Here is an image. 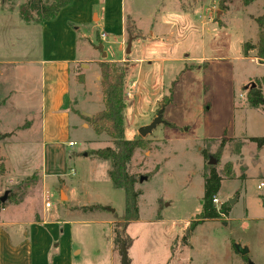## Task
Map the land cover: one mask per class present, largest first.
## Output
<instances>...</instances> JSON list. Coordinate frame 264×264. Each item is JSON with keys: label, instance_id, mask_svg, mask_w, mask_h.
Returning <instances> with one entry per match:
<instances>
[{"label": "rangeland", "instance_id": "rangeland-1", "mask_svg": "<svg viewBox=\"0 0 264 264\" xmlns=\"http://www.w3.org/2000/svg\"><path fill=\"white\" fill-rule=\"evenodd\" d=\"M24 1L0 0V12L9 13H0V20L5 19L9 26L4 27V39L0 38L8 43L0 42V57L7 56V50L12 56L22 50L19 56L23 60L37 53L39 35L29 32L18 16ZM122 8L125 28L137 37L126 54L128 62L118 63L127 68L124 137L145 143L135 150L128 166L137 180L134 190L139 193V220L128 223L125 230L131 239L128 263L264 264V186L257 188L264 183V148L256 149L249 141L264 136V110L251 108L246 98L251 84L258 85L264 95V64L243 53L245 43L256 41L252 18L262 13V0L248 6L240 0H122ZM149 31L156 33L158 41L138 43ZM95 35L91 41L97 46ZM6 47L9 49L4 50ZM118 59L116 53L109 56V60ZM94 71L93 67L86 71L78 67L83 83L75 78L79 85L84 84V77L88 82L77 90L76 108L89 116L104 109L100 76L98 80L92 77ZM34 74L32 69L27 73L30 83H35ZM164 101L169 102L163 106ZM159 109L163 110L162 122L141 137L139 128L150 124ZM27 123L28 117L22 115V130ZM80 124L83 126L78 125L68 138L75 142L73 147L60 145L53 158L49 153L43 155L53 175L47 180L45 194L35 186L37 175L17 179L10 188L0 183V194L8 187L23 199L30 187L27 206L38 209L48 201L54 212L62 207L59 176L71 194L69 204L106 205L108 212L121 215L124 193L112 187L109 163L88 155L112 147L111 140L104 133L96 134L84 119L80 118ZM18 130L12 128L11 135ZM223 138L225 145L215 161L213 154ZM203 150L208 153L206 159ZM1 156L0 172L4 171ZM209 159L215 161L213 167L222 176L217 208L228 204L230 211L227 216L198 224L187 237L190 222L201 211L203 175L211 166ZM226 168H230L231 179L222 175ZM230 199L235 200L232 205ZM102 213L107 212H82L80 217L86 223L73 226L74 243L82 250L76 264L81 260L110 264L109 226L103 223ZM236 246L246 247L248 252L241 255ZM113 251L119 264V252Z\"/></svg>", "mask_w": 264, "mask_h": 264}, {"label": "crops", "instance_id": "crops-1", "mask_svg": "<svg viewBox=\"0 0 264 264\" xmlns=\"http://www.w3.org/2000/svg\"><path fill=\"white\" fill-rule=\"evenodd\" d=\"M0 13L9 15L6 11ZM125 22L122 0H71L52 19L36 25L22 23L29 32L39 35V43L32 59H21L19 51L22 50H16V55L12 56L7 50L9 47L4 48L7 56L0 57V134L19 129L17 134L0 139L2 185L37 175L35 186L40 187L42 194L46 193L47 180L53 175L43 155L49 153L53 158L60 145L73 147L68 145L74 142L68 139L71 132L78 129V125L83 126L80 118L92 117L76 108L77 90L88 85L85 77L84 84L79 85L83 83V76L77 73V68L86 71L93 67L92 77L98 80V62H128ZM6 24L5 19L0 20L1 39H4ZM94 33L97 46L91 41ZM101 33L105 34L104 38L100 37ZM138 41L148 45L158 40L156 33L149 31L148 37L142 35ZM0 42L8 46L5 41ZM115 53L119 59L109 60ZM23 66L29 67L22 73ZM30 69L35 70V83H30L27 76ZM14 78L15 83L10 82ZM75 78L82 81L77 83ZM22 115L28 117L23 130ZM58 180L61 209L52 212V206L45 209L44 205L31 209L26 204L31 196L27 195L30 188L27 187L23 199L0 210V264H76L75 259L82 255V250L74 243L73 226L86 223L80 217L81 208L85 206L69 204V189L59 176ZM8 187L3 192L11 190ZM62 196L64 199L60 200ZM114 213H102L106 219L103 223L109 226L110 264H116L111 230ZM138 220L139 216L132 222Z\"/></svg>", "mask_w": 264, "mask_h": 264}, {"label": "trees", "instance_id": "trees-1", "mask_svg": "<svg viewBox=\"0 0 264 264\" xmlns=\"http://www.w3.org/2000/svg\"><path fill=\"white\" fill-rule=\"evenodd\" d=\"M71 0H52L48 3L44 0H25L18 8V16L24 24H39L43 21L54 18L59 10L70 3ZM243 6H248L258 0H240ZM263 11L260 15L253 17L256 25V41L254 44L245 43L243 53L245 57H253L260 64H264V0ZM38 19V20H37ZM37 20V21H36ZM127 21V20H126ZM128 39L133 40L134 36L130 30H127ZM252 54V55H250ZM99 69V86L102 95L104 109L89 118H83L89 122L96 134H106L112 143V147H106L98 150H92L88 155L109 163L108 177L114 189H121L124 193V210L121 216H115V221L111 224L113 248L119 252L121 244L125 245L126 250L131 244V239L126 236L125 230L128 223L138 219L137 197L138 192L134 190V184L137 181L133 174L129 173L128 166L136 149L144 147L142 139L127 140L124 137L123 111L125 101L123 99V85L127 68L124 64L119 65L115 62L101 61L97 63ZM264 81V77L261 78ZM80 82L82 78L79 79ZM247 103L253 109L264 110V95L258 85L249 87L247 94ZM169 101H164L163 106ZM11 133L0 134V139L9 137ZM249 141L255 145L256 149L264 148L263 137H251ZM225 140L221 139L216 152L213 154L215 161L221 155ZM204 159L208 153L202 151ZM209 171L203 175L204 192L200 201L201 211L198 216L192 220L187 228V237L193 229L200 223L207 220H215L221 216H227L230 208L228 204H222L219 208L212 203L219 191L222 176H220L213 166L208 167ZM224 178L231 179L230 168L222 171ZM0 194V198L2 197ZM17 190H7L6 200L0 199V210L9 203L18 202ZM86 211H106L109 209L102 205H93L82 207ZM119 254V253H118Z\"/></svg>", "mask_w": 264, "mask_h": 264}, {"label": "water", "instance_id": "water-1", "mask_svg": "<svg viewBox=\"0 0 264 264\" xmlns=\"http://www.w3.org/2000/svg\"><path fill=\"white\" fill-rule=\"evenodd\" d=\"M131 39H128L127 44H126V48H125V54H129L130 53V48H131ZM101 48V47H99ZM85 65H83L84 67ZM250 87H254V84H251ZM162 109H159L156 114L154 119L152 120V122L148 125H145L141 128H139L138 133L141 137H145L146 135H148L157 124L162 122ZM208 164L213 166L215 164V161L213 159H209ZM6 196H7V191L4 192V194L2 195V197L0 198L2 202H4L6 200ZM234 199H230L229 200V204L232 205L234 203ZM236 250L241 254V255H245L248 252V249L246 247L242 248L240 246H236L235 247ZM119 255H120V264H129L128 263V257H127V250L125 248L124 244H121L119 247ZM252 264V263H250Z\"/></svg>", "mask_w": 264, "mask_h": 264}, {"label": "built area", "instance_id": "built-area-1", "mask_svg": "<svg viewBox=\"0 0 264 264\" xmlns=\"http://www.w3.org/2000/svg\"><path fill=\"white\" fill-rule=\"evenodd\" d=\"M100 37H101V38H104V37H105V34L101 33V34H100ZM68 145H69V146H73V145H75V143H74V142H69ZM74 174H75V172H74L73 170H71V171H70V175L73 176ZM263 186H264V183H260V184L257 186V188L259 189V188H261V187H263ZM212 203L215 205V207H217L219 201H218V199L215 197L214 199H212ZM50 206H51L50 203H49L48 201H46L45 204H44L45 209L50 208Z\"/></svg>", "mask_w": 264, "mask_h": 264}]
</instances>
